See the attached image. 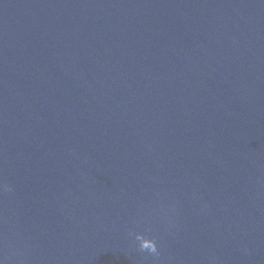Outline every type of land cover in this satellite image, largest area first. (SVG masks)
Returning a JSON list of instances; mask_svg holds the SVG:
<instances>
[{"label":"water","instance_id":"obj_1","mask_svg":"<svg viewBox=\"0 0 264 264\" xmlns=\"http://www.w3.org/2000/svg\"><path fill=\"white\" fill-rule=\"evenodd\" d=\"M0 264H264V0H0Z\"/></svg>","mask_w":264,"mask_h":264},{"label":"clouds","instance_id":"obj_2","mask_svg":"<svg viewBox=\"0 0 264 264\" xmlns=\"http://www.w3.org/2000/svg\"><path fill=\"white\" fill-rule=\"evenodd\" d=\"M6 190L7 191H11L10 188H7ZM138 250L141 251V252L147 251L148 253L154 254V255H158L159 254L158 250H157V245H156L154 240H151V243H149L146 246L139 244Z\"/></svg>","mask_w":264,"mask_h":264}]
</instances>
